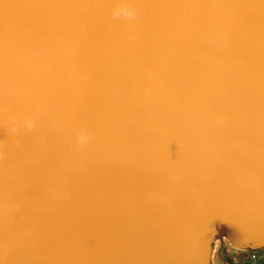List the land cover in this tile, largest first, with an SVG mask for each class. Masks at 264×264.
Returning <instances> with one entry per match:
<instances>
[{"label":"water","instance_id":"water-1","mask_svg":"<svg viewBox=\"0 0 264 264\" xmlns=\"http://www.w3.org/2000/svg\"><path fill=\"white\" fill-rule=\"evenodd\" d=\"M264 252V0H0V264Z\"/></svg>","mask_w":264,"mask_h":264},{"label":"crops","instance_id":"crops-1","mask_svg":"<svg viewBox=\"0 0 264 264\" xmlns=\"http://www.w3.org/2000/svg\"><path fill=\"white\" fill-rule=\"evenodd\" d=\"M260 254L258 255V261H253L251 252L224 250L220 252L214 264H264V255Z\"/></svg>","mask_w":264,"mask_h":264},{"label":"rangeland","instance_id":"rangeland-1","mask_svg":"<svg viewBox=\"0 0 264 264\" xmlns=\"http://www.w3.org/2000/svg\"><path fill=\"white\" fill-rule=\"evenodd\" d=\"M230 251L231 250V248H230V246H228V245H225L224 247H223V251ZM260 255H264V252L263 253H261ZM227 259H229V258H227Z\"/></svg>","mask_w":264,"mask_h":264},{"label":"built area","instance_id":"built-area-1","mask_svg":"<svg viewBox=\"0 0 264 264\" xmlns=\"http://www.w3.org/2000/svg\"><path fill=\"white\" fill-rule=\"evenodd\" d=\"M258 255L257 253H252V260L253 261H258Z\"/></svg>","mask_w":264,"mask_h":264}]
</instances>
